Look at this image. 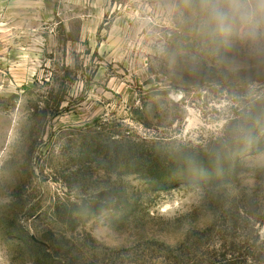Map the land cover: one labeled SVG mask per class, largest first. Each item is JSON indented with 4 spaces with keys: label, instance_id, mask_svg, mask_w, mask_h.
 <instances>
[{
    "label": "rangeland",
    "instance_id": "obj_1",
    "mask_svg": "<svg viewBox=\"0 0 264 264\" xmlns=\"http://www.w3.org/2000/svg\"><path fill=\"white\" fill-rule=\"evenodd\" d=\"M256 102L264 0H0V264H264Z\"/></svg>",
    "mask_w": 264,
    "mask_h": 264
},
{
    "label": "trees",
    "instance_id": "obj_2",
    "mask_svg": "<svg viewBox=\"0 0 264 264\" xmlns=\"http://www.w3.org/2000/svg\"><path fill=\"white\" fill-rule=\"evenodd\" d=\"M257 102L256 104H249L248 106L243 108V111L240 110L238 113L231 116L227 125L225 126V131L223 132L222 136L215 137L213 142L211 143V146L213 147L207 149L208 152H206L204 149L198 150V159H202L203 157L206 158V160L212 161L224 160V158H226L227 156L229 157L234 154L232 153L231 155H227V147H232L235 144L239 145L236 150L245 149L248 151L256 149L258 147V142L255 134H253L252 137L248 139L247 135L253 132V130L251 131V129H253V127L255 126L253 119H258V123L262 122V118L260 119L256 116L257 112L259 111ZM250 120H252V122ZM259 126L260 124H256V127Z\"/></svg>",
    "mask_w": 264,
    "mask_h": 264
},
{
    "label": "water",
    "instance_id": "obj_3",
    "mask_svg": "<svg viewBox=\"0 0 264 264\" xmlns=\"http://www.w3.org/2000/svg\"><path fill=\"white\" fill-rule=\"evenodd\" d=\"M34 239V238H33Z\"/></svg>",
    "mask_w": 264,
    "mask_h": 264
}]
</instances>
